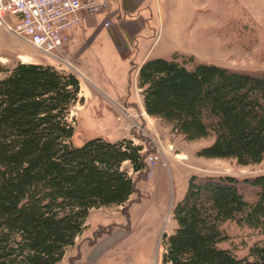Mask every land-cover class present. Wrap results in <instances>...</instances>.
I'll list each match as a JSON object with an SVG mask.
<instances>
[{
	"label": "trees",
	"instance_id": "trees-1",
	"mask_svg": "<svg viewBox=\"0 0 264 264\" xmlns=\"http://www.w3.org/2000/svg\"><path fill=\"white\" fill-rule=\"evenodd\" d=\"M137 86L145 111L172 133L211 141L197 155L264 159V70L174 53L144 60ZM80 92L78 76L54 65L0 63V264H58L92 209L129 206L136 181L124 163L148 170L150 151L131 138L73 142ZM172 213L159 264H264V240L245 256L221 246L228 222L264 234V174H192Z\"/></svg>",
	"mask_w": 264,
	"mask_h": 264
},
{
	"label": "rangeland",
	"instance_id": "rangeland-1",
	"mask_svg": "<svg viewBox=\"0 0 264 264\" xmlns=\"http://www.w3.org/2000/svg\"><path fill=\"white\" fill-rule=\"evenodd\" d=\"M110 3L109 9L70 28V39L56 56L0 26V63L51 64L83 80L86 91L80 95L84 100L70 113L76 115L75 144L93 137L110 142L131 138L158 156L155 165L146 160L147 174L134 172L129 162L124 163L136 181L129 206L92 209L79 242L58 264H159L162 236L177 225L172 210L184 196L192 174L239 178L264 174V159L241 165L233 158L197 155L211 141H189L172 133L169 125L145 111L137 86V67L147 53L146 59L192 54L196 61L264 70V12L252 13L240 0H161L159 8L157 0L140 5L131 0ZM140 18L148 22L146 28L127 35L122 19ZM110 20L113 25L108 27ZM178 153L187 158L180 159ZM226 226L229 237L221 246L238 256L247 255L255 242L264 240L256 229L235 222Z\"/></svg>",
	"mask_w": 264,
	"mask_h": 264
},
{
	"label": "built area",
	"instance_id": "built-area-1",
	"mask_svg": "<svg viewBox=\"0 0 264 264\" xmlns=\"http://www.w3.org/2000/svg\"><path fill=\"white\" fill-rule=\"evenodd\" d=\"M110 6V0H0V26L56 56V51L70 39L68 30L83 15L98 14ZM157 158L149 154L147 161L155 165Z\"/></svg>",
	"mask_w": 264,
	"mask_h": 264
},
{
	"label": "crops",
	"instance_id": "crops-1",
	"mask_svg": "<svg viewBox=\"0 0 264 264\" xmlns=\"http://www.w3.org/2000/svg\"><path fill=\"white\" fill-rule=\"evenodd\" d=\"M131 1H133V3L134 4H138V5H140V4H142L143 3V1H146V0H131ZM240 2L241 3H244L246 6V8L247 9H249V11H251L252 13H254L253 11H263L264 12V0H240ZM132 3V2H131ZM160 3V4H159ZM157 5H158V8L161 6V0H157ZM184 10H186V15L188 14V11H189V6L188 5H186V7L184 8ZM110 12V11H109ZM111 14V16H113L114 15V13H110ZM88 17H89V15H83L82 16V20L84 21L85 19H88ZM81 20V21H82ZM80 21V22H81ZM122 24H124V30H125V32L127 33V35H133V34H135V32L136 31H141L142 29H145L146 28V26H147V23L148 22H146V20L144 19V18H140V19H133V20H129V21H127V20H124V19H122ZM110 25H108V27H111L112 25H113V22L110 20ZM147 55H148V53L141 59V61H140V63H139V65L144 61V60H146V58H147ZM138 65V66H139ZM80 84H81V92H80V94L81 93H83L84 92V95H85V91H86V86H85V84H84V82H83V80H81L80 79ZM82 87H83V89H82ZM142 143H143V141H142ZM144 147L146 148V145H144ZM145 148H144V150H145ZM143 150V151H144ZM119 206H123V205H119ZM110 207V206H109ZM101 208V207H100ZM103 236H106V237H108L109 235L108 234H105V235H103ZM81 238V237H80ZM95 241V240H94ZM79 242V237L76 239V242H75V244L74 245H72V246H70L69 248H68V250L66 251V253H65V255H64V257L63 258H65L66 257V255H67V253H68V251H69V249L70 248H73L77 243ZM75 264H80V261H77Z\"/></svg>",
	"mask_w": 264,
	"mask_h": 264
},
{
	"label": "bare ground",
	"instance_id": "bare-ground-1",
	"mask_svg": "<svg viewBox=\"0 0 264 264\" xmlns=\"http://www.w3.org/2000/svg\"><path fill=\"white\" fill-rule=\"evenodd\" d=\"M83 89V87H82ZM132 116V114H128V117ZM129 125H127L128 127ZM177 157H179L180 159H185L187 158V155L186 154H183V153H178Z\"/></svg>",
	"mask_w": 264,
	"mask_h": 264
}]
</instances>
